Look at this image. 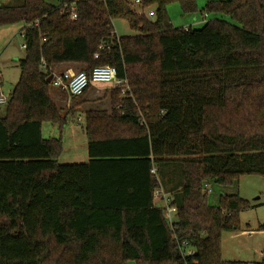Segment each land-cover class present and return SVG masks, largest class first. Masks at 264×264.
Masks as SVG:
<instances>
[{"label":"trees","instance_id":"obj_1","mask_svg":"<svg viewBox=\"0 0 264 264\" xmlns=\"http://www.w3.org/2000/svg\"><path fill=\"white\" fill-rule=\"evenodd\" d=\"M175 2L199 9L198 0L0 2V26L22 23L25 46L0 116V264H264V253L222 258V233L239 229L250 205L238 194L210 205L206 190L264 176V0H207L205 14L237 24L202 28L175 27ZM72 3L75 19L63 12ZM117 18L138 34L117 37ZM62 63L114 66L130 87L111 91L110 111L86 112L87 162L59 163L62 138L43 136L44 122H67L47 81ZM156 191L177 208L173 225ZM178 241L195 254L183 257Z\"/></svg>","mask_w":264,"mask_h":264},{"label":"rangeland","instance_id":"obj_2","mask_svg":"<svg viewBox=\"0 0 264 264\" xmlns=\"http://www.w3.org/2000/svg\"><path fill=\"white\" fill-rule=\"evenodd\" d=\"M9 0H0V2H8ZM52 4H58L60 0H46ZM207 0H198V11L194 13H185L178 2L168 6L167 12L175 27H193L202 28L208 20L215 18L222 19L233 24H237L230 16L222 13L203 12ZM156 6H152L150 10L156 11ZM154 19V18H153ZM113 26L117 37L132 36L138 34L131 28L128 21L124 18H117L113 21ZM22 23H11L0 26V74L2 75V83L0 91L9 97L15 85L17 84L21 69L20 62L25 56V48H23L24 37L21 35ZM58 87L51 84V93L55 102L61 108L62 113L67 115V122L60 128L51 122H44L43 136L59 137L62 135L64 140L65 152L60 159L66 160V156L72 150H77L78 155L87 151V135L84 131L86 127V112L92 109H104L110 111L112 106L111 91L108 88L104 91V95L96 100L88 95L87 101L80 102V97L71 96L66 93L67 98L71 100L69 107L58 96ZM124 92H122L123 94ZM127 93V91H126ZM71 96V98L69 97ZM125 95V94H123ZM64 99V97H63ZM72 103V106H71ZM81 103V104H80ZM71 111V112H70ZM6 112V105H0V116ZM85 162L86 159H81ZM79 163V162H78ZM206 190H208V202L210 205L218 206L220 198L223 194H238L249 202V208L240 212V228L233 231H224L222 233L221 252L224 260H235L244 262H254L261 260L264 253V176L258 174L242 175L235 178L227 184H219L210 181ZM158 204H163L157 198ZM130 264H134L133 262Z\"/></svg>","mask_w":264,"mask_h":264},{"label":"built area","instance_id":"obj_3","mask_svg":"<svg viewBox=\"0 0 264 264\" xmlns=\"http://www.w3.org/2000/svg\"><path fill=\"white\" fill-rule=\"evenodd\" d=\"M144 0H134V4L141 6ZM64 13H71L73 19L77 18L76 5L72 3L71 5H66L63 8ZM141 13V11H140ZM149 16L154 17L155 11L150 10ZM39 21L35 23L38 25ZM29 26H32L29 24ZM25 46L23 45V48ZM45 67V64L43 65ZM2 75L0 74V82ZM51 83L58 88L68 91L72 96L81 97L84 95L86 89L90 85L94 84H108L113 89H122L123 94L130 90L128 80L118 76V69L111 65L96 66L91 73L86 71H63L61 73H53V78ZM9 97L5 96L4 93L0 91V105H7ZM155 172V170H153ZM207 186V185H206ZM162 191H156L155 197L162 198L163 206L165 208L164 215L170 225H173L176 221L177 208L170 204V199L167 194L160 196ZM179 249L183 257L192 256L195 254L196 249L194 246L190 245L188 241H178Z\"/></svg>","mask_w":264,"mask_h":264},{"label":"crops","instance_id":"obj_4","mask_svg":"<svg viewBox=\"0 0 264 264\" xmlns=\"http://www.w3.org/2000/svg\"><path fill=\"white\" fill-rule=\"evenodd\" d=\"M21 35H22V33H21ZM80 69H82V65H80V64H77V63H62V64H59L56 67L55 73L59 74V73H61L63 71H69V70L72 71V72H77ZM1 83H2V79H1L0 84ZM108 88H111L108 84H94L88 89V91L85 93V95L83 97L79 98V100H80L81 103H83L84 101H87V99H89L88 95H89L90 92H91L90 98H92L93 100H96L99 97H102V95L105 94L104 91L106 89H108ZM66 93L70 94L68 91H66L64 89H59L58 96L60 97V99L62 101H65V103L69 107V104H70L71 100L67 98ZM70 95H69V97L71 98L72 95L71 96ZM63 97H64V99H63ZM53 99H54V97H53ZM71 106H72V103H71ZM97 109H99V108H97ZM69 110H70V107H69ZM84 131H85V129H84ZM42 132H43V126H42ZM59 137L62 138V135L59 136ZM62 140H63V138H62ZM63 145H64V140H63ZM64 152H65V148L63 149L62 154L57 158L58 162H60V159L62 158ZM65 158H66V160L62 161V163H78V162H82L81 159H86L85 162H87V161L90 160V157H89V154H88V147H87V151L84 154L82 153L80 156L78 155L77 150H72L71 153L69 155H67ZM155 199H156L155 200L156 203H158L159 200H157V198H155ZM159 199L162 201V198H159Z\"/></svg>","mask_w":264,"mask_h":264},{"label":"water","instance_id":"obj_5","mask_svg":"<svg viewBox=\"0 0 264 264\" xmlns=\"http://www.w3.org/2000/svg\"><path fill=\"white\" fill-rule=\"evenodd\" d=\"M52 78H53V75H51V76L47 79V81H48L49 83H51Z\"/></svg>","mask_w":264,"mask_h":264}]
</instances>
